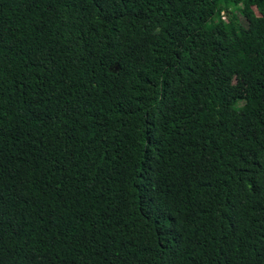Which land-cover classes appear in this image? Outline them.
Listing matches in <instances>:
<instances>
[{"label": "trees", "instance_id": "16d2710c", "mask_svg": "<svg viewBox=\"0 0 264 264\" xmlns=\"http://www.w3.org/2000/svg\"><path fill=\"white\" fill-rule=\"evenodd\" d=\"M261 18L0 0V264H264Z\"/></svg>", "mask_w": 264, "mask_h": 264}, {"label": "rangeland", "instance_id": "374dc122", "mask_svg": "<svg viewBox=\"0 0 264 264\" xmlns=\"http://www.w3.org/2000/svg\"><path fill=\"white\" fill-rule=\"evenodd\" d=\"M256 14V13H255ZM257 15V14H256ZM240 22L243 24V25H248L251 21V18L250 16H246V17H238ZM258 25L260 26H264V18H261L258 22Z\"/></svg>", "mask_w": 264, "mask_h": 264}, {"label": "built area", "instance_id": "2783aa9c", "mask_svg": "<svg viewBox=\"0 0 264 264\" xmlns=\"http://www.w3.org/2000/svg\"><path fill=\"white\" fill-rule=\"evenodd\" d=\"M220 18L222 21L226 20L225 14L223 12H220Z\"/></svg>", "mask_w": 264, "mask_h": 264}]
</instances>
